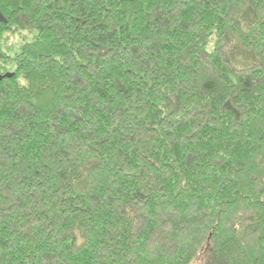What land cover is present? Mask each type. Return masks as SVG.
<instances>
[{
    "label": "trees",
    "instance_id": "1",
    "mask_svg": "<svg viewBox=\"0 0 264 264\" xmlns=\"http://www.w3.org/2000/svg\"><path fill=\"white\" fill-rule=\"evenodd\" d=\"M21 33L0 264H264V0H0Z\"/></svg>",
    "mask_w": 264,
    "mask_h": 264
},
{
    "label": "rangeland",
    "instance_id": "2",
    "mask_svg": "<svg viewBox=\"0 0 264 264\" xmlns=\"http://www.w3.org/2000/svg\"><path fill=\"white\" fill-rule=\"evenodd\" d=\"M30 35L27 34V33H21L19 35H14V36H11V38L8 39L7 43H1L0 45V56L3 55V56H6V57H9L13 54L12 52L19 47V45L21 44L22 41H24L25 39H30ZM8 58V59H9ZM7 63V62H5ZM1 64V62H0ZM5 65V64H4ZM3 63L1 66H4ZM8 65V63H7ZM5 65V66H7ZM9 67V66H8Z\"/></svg>",
    "mask_w": 264,
    "mask_h": 264
}]
</instances>
